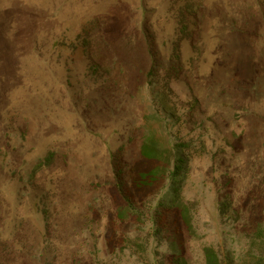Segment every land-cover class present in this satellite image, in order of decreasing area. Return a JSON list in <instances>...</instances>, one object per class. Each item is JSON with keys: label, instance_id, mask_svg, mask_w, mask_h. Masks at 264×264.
<instances>
[{"label": "rangeland", "instance_id": "rangeland-1", "mask_svg": "<svg viewBox=\"0 0 264 264\" xmlns=\"http://www.w3.org/2000/svg\"><path fill=\"white\" fill-rule=\"evenodd\" d=\"M263 227L264 0H0V264H252Z\"/></svg>", "mask_w": 264, "mask_h": 264}, {"label": "trees", "instance_id": "trees-1", "mask_svg": "<svg viewBox=\"0 0 264 264\" xmlns=\"http://www.w3.org/2000/svg\"><path fill=\"white\" fill-rule=\"evenodd\" d=\"M187 148V144H181L175 146V151L171 156L167 157L166 153H170L169 150L162 148L159 143L154 141L151 137H146L141 147V155L148 161L165 162L167 161L172 167L170 174V189L167 191L159 202L161 207H168L174 210L187 232L192 236H197L195 228L193 226L192 209L188 202H185L181 195V184L186 177L187 165L189 158L184 155V149ZM161 174L154 170L150 173L141 174L139 177V185L148 186L158 181ZM116 217L120 221L131 220L133 222L144 223L143 214L135 208V206L128 201V204L123 203L118 197L115 198ZM226 206L223 204L220 206L221 215L226 214ZM256 250L254 251V260L252 264H264V227L255 233ZM261 253V254H260ZM204 264H231L229 259L223 258L212 246H206L203 249ZM162 264H189L188 261L179 254L178 256H172L169 260L164 261Z\"/></svg>", "mask_w": 264, "mask_h": 264}]
</instances>
